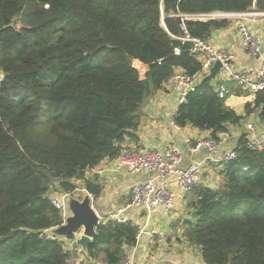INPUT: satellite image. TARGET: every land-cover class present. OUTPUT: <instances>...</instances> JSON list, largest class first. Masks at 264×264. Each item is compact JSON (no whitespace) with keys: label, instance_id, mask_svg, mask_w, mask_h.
<instances>
[{"label":"trees","instance_id":"trees-1","mask_svg":"<svg viewBox=\"0 0 264 264\" xmlns=\"http://www.w3.org/2000/svg\"><path fill=\"white\" fill-rule=\"evenodd\" d=\"M163 1L165 27L162 24ZM254 0H0V264H68L65 239L40 233L63 224L48 199L72 192L78 180L99 197L87 171L115 159L128 130L140 123L144 102L177 69H201L172 14L240 12ZM257 9L264 10V0ZM226 20H187L188 32L208 40ZM176 48L180 53H176ZM148 66L142 77L134 60ZM239 116L219 95L218 81H202L174 116L179 126L228 132L253 112L264 122V89ZM222 164L217 187L197 185L186 231L205 264H264V148L247 146ZM139 227L112 218L88 247L91 258L120 264L137 243Z\"/></svg>","mask_w":264,"mask_h":264},{"label":"crops","instance_id":"crops-1","mask_svg":"<svg viewBox=\"0 0 264 264\" xmlns=\"http://www.w3.org/2000/svg\"><path fill=\"white\" fill-rule=\"evenodd\" d=\"M253 32L261 39L262 53L251 56L241 45L240 33L237 27L228 21L225 27L214 30L208 41L216 49L230 52L233 55L232 65L235 69H258L264 58V18L257 17L251 23ZM135 67L140 74H146L148 66L140 60H134ZM183 70L177 69V72ZM230 92L225 98L227 106L231 107L239 116L246 115V104L253 103L254 94L243 93L234 82L225 83ZM180 89L173 85L171 80L166 82L163 88L150 96L142 106L140 123L136 128L128 130L124 136L122 145H134L139 149L164 150L171 143H177L181 149L183 165L194 161H205L207 150L205 147L194 149L196 145L212 136L211 130H202L191 124L177 126L174 116L180 105ZM255 124V130H249L247 125ZM246 131L255 132L264 138L263 124L259 123L258 112H253L243 119L239 125H229L228 140L221 144V153L235 149L241 134ZM116 160L106 158L94 168L87 171V179L95 180L102 187L101 194L93 198V206L101 223L119 214L131 199V189L134 184L151 180L153 173L141 172L128 173L116 168ZM222 164H214L205 161L203 176L199 185H215L222 180L220 174ZM77 183L85 188V182ZM213 187V188H214ZM193 192V191H192ZM192 192L184 194L177 189L174 207L165 210L162 207L148 212L144 207H130L124 210L120 217L133 222L136 226L146 227L139 233L137 243L127 249V258L140 264L155 263L157 261L169 264H205L201 249L190 242L186 231L189 222L193 221L194 209L190 206ZM59 193V192H56ZM155 230V234L150 231ZM66 245L71 249V242L65 239ZM74 257L80 264H106L102 258H91L81 247L77 248V256Z\"/></svg>","mask_w":264,"mask_h":264},{"label":"built area","instance_id":"built-area-1","mask_svg":"<svg viewBox=\"0 0 264 264\" xmlns=\"http://www.w3.org/2000/svg\"><path fill=\"white\" fill-rule=\"evenodd\" d=\"M257 1L258 0H254L250 9L240 12L216 11L197 14H172V16L180 17L182 21L180 26L184 34L178 38L183 42L190 43V52L196 54L202 64L201 69L193 74H187L184 71H176L172 75L170 79L171 82L180 89V104L186 101L191 91L196 90L217 60H220L222 63V68L217 78L220 97L225 98L230 92V89L225 84L226 82L236 83L243 93L247 94H255L257 91L264 89V58L258 69H235L232 65L233 55L230 52L218 50L208 40L192 36L188 32L186 26V21L191 19L200 21H230L238 28L241 45L248 54L251 56L260 55L262 53L261 39L253 32L251 26V23L255 22L257 17L264 18V10L257 9ZM161 12L162 24L165 27L163 1L161 2ZM176 53H180L179 48H176ZM219 77L222 78L220 79ZM262 124L264 128V122ZM175 125L177 124L175 123ZM247 127L249 130H255L254 123H249ZM227 140V134H222L217 138L210 136L199 142L194 149L205 147L207 150L206 162L223 164L224 162L226 163L235 159L237 156L235 150L221 153V144ZM247 146L251 149H263L264 138L255 132H251L249 134ZM115 160L118 170H124L131 174L149 172L155 175L151 180L133 185L130 201L124 209L120 210L119 214L112 216V219L118 222L127 221L125 218L120 217V214L130 207H144L148 212L155 211L159 207L165 210H171L174 207L177 189L186 195L191 193L201 182L205 167V161H194L188 165H183L181 149L177 143H171L162 151L156 149L142 150L134 145L121 144L120 152ZM85 190V188L78 187L72 192H51L48 194V199L61 211L63 223L68 215L67 195L71 194L81 198ZM91 197L92 199L94 198L93 194H91ZM145 228L146 227H140L139 233L143 232ZM139 233L137 237H139ZM150 233L155 234L156 232L153 229ZM40 238L51 240L64 239L52 233L51 229L42 231L40 233ZM68 264L80 263L74 255H72L68 260ZM120 264L140 263L126 258Z\"/></svg>","mask_w":264,"mask_h":264},{"label":"water","instance_id":"water-1","mask_svg":"<svg viewBox=\"0 0 264 264\" xmlns=\"http://www.w3.org/2000/svg\"><path fill=\"white\" fill-rule=\"evenodd\" d=\"M221 68L222 63L217 60L202 81H217ZM214 186V184L211 185L212 188ZM66 202L68 205L66 220L63 224L52 228L51 232L71 242L73 255L77 256L79 247L88 254V247L96 237L101 224V217L93 206L91 193L85 190L81 198L71 194L67 195ZM153 264L169 263L157 261Z\"/></svg>","mask_w":264,"mask_h":264},{"label":"rangeland","instance_id":"rangeland-1","mask_svg":"<svg viewBox=\"0 0 264 264\" xmlns=\"http://www.w3.org/2000/svg\"><path fill=\"white\" fill-rule=\"evenodd\" d=\"M142 74H141V76L142 77H145V74L143 73V72H141ZM220 79L222 78V77H219ZM57 188L56 187H53L52 189H51V192H54L55 190H56ZM58 190V189H57ZM56 190V191H57Z\"/></svg>","mask_w":264,"mask_h":264}]
</instances>
